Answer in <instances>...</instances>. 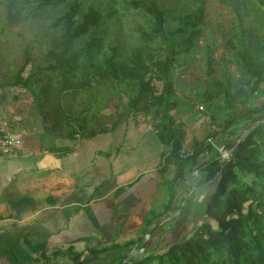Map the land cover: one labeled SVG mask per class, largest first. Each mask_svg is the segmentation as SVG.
<instances>
[{"label":"rangeland","instance_id":"obj_1","mask_svg":"<svg viewBox=\"0 0 264 264\" xmlns=\"http://www.w3.org/2000/svg\"><path fill=\"white\" fill-rule=\"evenodd\" d=\"M133 1L67 0L62 5L42 7V0H0V85L10 91L13 89V103L20 105V102H25V108L32 111L31 116L37 118L38 123L44 120L46 129H51L56 137L78 135L90 140L107 135L101 137L100 148L105 141L111 142L116 133L126 127L128 130L132 126L137 127L139 131L148 130L156 135L158 121L154 114L129 113V102L138 95L144 81H151L157 93H162V84L157 80L153 64L165 60V47L160 39H148L147 36L153 32L154 19L143 11L135 10L131 5ZM156 1L160 9L167 13L165 28L169 36L178 30L183 18L193 16L201 5L200 0ZM224 1L233 0H206L207 19L201 27L203 36L189 55L176 59V69L172 75L176 99L180 103L173 116L179 135L183 137V153L186 156L193 152L196 142L203 143L215 132H222L231 117V111L225 105L226 94L219 90L217 84L229 81L236 93L254 82L243 68L236 49H233L240 45L239 19L232 7L224 4ZM76 2L82 5L78 23L82 22L91 7L102 12L104 21L75 43L69 56L78 53L81 60L79 71L72 79L62 71H51L48 68L61 62L64 50L62 41L65 26L55 28L54 25L70 12ZM236 2L244 20L245 46L252 49L256 64L264 68V9L258 0ZM11 3L17 5L25 19L18 25L9 23ZM27 49L32 51L29 67H26ZM114 50L119 54L115 60L120 68L117 76L109 66ZM209 55L213 59V75L209 74ZM216 94L219 97L209 102L208 95L213 97ZM263 106L264 86L257 95L250 97L247 108L238 109L240 116L237 124L227 134L222 133L230 146H236L259 125V120L264 118ZM12 117V114H8V122ZM168 153L169 149H164L163 154ZM213 155L214 158L219 157ZM219 155L223 164L226 160ZM203 160H206L205 157L200 159L202 165L205 162ZM262 160L264 162V152ZM160 168L163 181L174 179V167L164 168L161 163ZM199 169L190 167L186 171L185 179L176 192L174 211L169 216L167 214L172 219L168 221L169 218L162 215L160 223L163 222L170 229V234L175 236V239H169L168 244L186 236L193 226H200L207 215L208 197L218 181L208 182V172L201 171L203 167ZM212 175L211 179L218 177L215 173L213 178ZM240 179L241 184L252 185L255 181L249 175ZM191 193L192 197L189 196ZM196 197L201 199V205L195 212V219L199 221L191 219L182 235L177 234L179 232H175V228L184 227L190 220V217L178 215L179 211L197 202ZM175 213L177 217H173ZM149 240L146 238V241ZM166 247H161L160 243L153 246L154 251L162 254ZM141 249L133 246L128 254L121 252V257L112 258L113 255L107 254L101 259L89 257L80 261L82 264H137L147 258ZM76 259L75 252L55 253L36 264H78Z\"/></svg>","mask_w":264,"mask_h":264},{"label":"crops","instance_id":"obj_2","mask_svg":"<svg viewBox=\"0 0 264 264\" xmlns=\"http://www.w3.org/2000/svg\"><path fill=\"white\" fill-rule=\"evenodd\" d=\"M12 90L0 85V132L20 142L15 155L0 158V264H36L69 250L86 259L92 250L107 251L98 259L121 257L133 246L163 247L175 237L160 223L173 210L159 170L166 148L157 134L126 127L101 148L107 135L59 138L25 102L13 103ZM195 201L179 211L188 222L201 205ZM182 228L175 232L182 235Z\"/></svg>","mask_w":264,"mask_h":264},{"label":"trees","instance_id":"obj_3","mask_svg":"<svg viewBox=\"0 0 264 264\" xmlns=\"http://www.w3.org/2000/svg\"><path fill=\"white\" fill-rule=\"evenodd\" d=\"M201 5L193 16H186L181 20L180 27L170 36L166 32L167 13L160 9L156 0H135L131 3L137 11H143L154 19V28L149 40L160 39L165 47L166 57L163 61L153 64L157 80L162 84V93L159 95L152 82H142L138 95L130 99L129 113H153L158 121L157 135L161 144L169 149L168 154L162 155V166L164 168H175V177L166 181V187L170 197L168 209L174 211L177 189L185 179L186 171L191 167L201 168L208 172V182H216L215 190L208 197L206 216L200 226H193L192 230L183 235L180 240L167 244L162 254L155 248H145V260L137 264H264V118L259 120V125L245 138H242L236 146H230L228 140L222 133L227 134L238 122L239 108H247L250 97L257 95L264 86V68L259 67L251 48H246L243 40L245 31L244 20L237 0L232 2L224 1L237 14L240 27L239 47L236 49L238 57L243 63V68L254 79L252 85L233 91L231 83L217 84L219 90L226 94V108L231 111V117L225 124L222 132H215L203 143L196 142L193 152L186 156L183 146V137L179 135L177 122L173 113L179 109V101L176 99L175 84L172 75L176 69V59L189 55L202 38V25L207 19L206 0H200ZM67 0H42V7H51L57 4H65ZM264 9V0H258ZM82 11V5L76 2L68 14L59 19L54 25L55 28L65 26V35L62 46L61 62L48 69L51 71H62L70 78H74L79 71L81 56L78 53L69 56L77 41L86 37L94 28L99 27L104 16L101 11L91 7L84 15L81 23H78ZM25 19L18 10L15 3L10 5L9 23L18 25ZM114 57L110 59L111 71L117 76L120 68L115 64L118 57L117 50H114ZM31 49L26 51V67L31 64ZM209 74L213 75L212 56L208 57ZM10 88L17 86H9ZM219 94L209 98L213 101ZM264 111V106L262 107ZM13 111V110H12ZM57 117V116H56ZM57 119V118H56ZM61 123V122H57ZM48 131H52L48 129ZM73 138V136H72ZM214 140L217 146H224L230 157L222 164L216 148L209 144ZM219 156L214 158V155ZM201 157L206 160L200 161ZM205 171V172H206ZM204 173V172H203ZM217 174V178L211 179L210 174ZM212 175V178L214 177ZM245 175L253 176L255 181L252 185L241 184L240 177ZM196 220L198 222L199 220ZM188 223L183 227L187 228ZM152 226L154 221H149ZM217 226V228L215 227ZM182 228V229H183ZM74 252V250H69ZM68 252L64 253L67 254ZM131 252V251H130ZM107 251H89L91 257H97ZM46 257V256H45ZM44 257V258H45ZM85 254L76 253L78 264Z\"/></svg>","mask_w":264,"mask_h":264},{"label":"built area","instance_id":"obj_4","mask_svg":"<svg viewBox=\"0 0 264 264\" xmlns=\"http://www.w3.org/2000/svg\"><path fill=\"white\" fill-rule=\"evenodd\" d=\"M17 137L10 135L5 132H0V158H9L16 154L17 149L19 148L20 142L17 140ZM209 144L213 145L218 153L227 160L230 157V153L227 152L224 146H217L214 140H209ZM149 239V237H147ZM142 253H145V248H142Z\"/></svg>","mask_w":264,"mask_h":264}]
</instances>
